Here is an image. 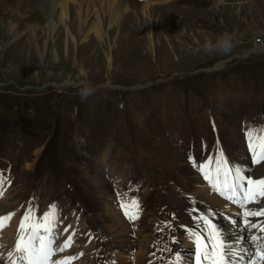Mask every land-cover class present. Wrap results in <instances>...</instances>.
Instances as JSON below:
<instances>
[{"label":"rangeland","instance_id":"1","mask_svg":"<svg viewBox=\"0 0 264 264\" xmlns=\"http://www.w3.org/2000/svg\"><path fill=\"white\" fill-rule=\"evenodd\" d=\"M96 1L83 13L71 9L65 24L44 1L0 11V163L8 154L16 167L0 210L25 198L39 211L55 203L57 236L74 233L75 264L107 263L104 248L116 249L113 264H137L136 251L141 264H172L178 248L194 250L187 233L202 215L176 199L193 194L198 204L202 185L213 191L189 157L207 164L223 153L248 175L256 169L245 131L264 127V0H158L145 12V0H120L126 7L112 23ZM128 179L142 185L133 229L111 190ZM131 198L123 187L122 199ZM160 202L171 210L160 209L158 230Z\"/></svg>","mask_w":264,"mask_h":264},{"label":"snow or ice","instance_id":"2","mask_svg":"<svg viewBox=\"0 0 264 264\" xmlns=\"http://www.w3.org/2000/svg\"><path fill=\"white\" fill-rule=\"evenodd\" d=\"M245 140L250 166L264 169V127L247 129ZM189 160L195 164L193 157L190 156ZM213 160L215 167H211ZM196 166L213 191L238 206L240 218L230 219V223L241 229V235L234 242H229L209 214L198 216L196 228L187 233L195 246L194 264H264V207H250L264 202V174L253 178L243 168L231 167L223 153L215 155L207 164L201 162ZM3 183L4 178L0 175V196L3 195ZM120 208L127 219L139 218V202L135 198L120 200ZM14 215V212H9L0 216V230L8 226ZM58 220L59 210L55 203L37 218L29 202L17 225L14 242L0 244V249H7L6 261L0 252V264H72L76 256L57 257L74 242L72 233L56 244ZM64 232H68L67 227ZM245 240L246 246L243 244ZM175 264H182L180 254L176 255Z\"/></svg>","mask_w":264,"mask_h":264},{"label":"bare ground","instance_id":"3","mask_svg":"<svg viewBox=\"0 0 264 264\" xmlns=\"http://www.w3.org/2000/svg\"><path fill=\"white\" fill-rule=\"evenodd\" d=\"M15 1L20 3V4H23V5L24 4H26V5H39L40 3H42L44 1L45 9L48 12L54 11V10H58V12H59V16H58L59 17V22H60V24H65L64 22H66L67 19L71 18V9L72 10L73 9L76 10L77 13L78 12L80 13V11H81V13H83L82 12L83 9H86V10L89 9L88 6L90 5V1H92V0H0V11L1 12L5 11L6 7L9 4H13ZM98 1H96V2H98ZM102 1H103V3H105L106 10L109 12V19H110L111 23L113 21H115L119 17V13L124 11V9L126 7V4H123L122 1H120V0H100V2H102ZM157 2H159V1L157 0L156 2L153 3V1L145 0L143 5H142V7H141V10L143 12H145L148 7H151L153 4H155ZM22 9L23 8L18 7L15 10V12L19 13L20 11H22ZM95 14H96L97 22L93 26V30H94V33H96L98 35L100 33L101 20H100V16H99L98 12L95 11ZM32 15L33 14L27 13L26 17L29 18ZM50 16L51 15H47L48 27L50 29H53L56 23L55 24L53 23V21H52L53 18L50 17ZM23 18H25V17H23ZM116 22H117V20H116ZM242 168L249 172V168H246V167H242ZM255 172H256V175H261V174L264 173V170L260 166H256V169H253L252 172L249 173V174L252 177H255L254 176ZM202 184L203 183H201V185ZM206 186L207 185L204 184V185L201 186V190H199L198 192L196 191L197 192L196 195L200 196L199 203L197 204V207L199 209H201L202 211L204 210L205 212H208V210H210L209 214L212 216V219H213L214 223H216L218 225V227L224 232L225 237L227 238V240L229 242H234L241 235V229L233 226L230 223V219H235V218H233V216H234V213L237 210H236V208L234 206L229 204L227 201L221 200L222 198L218 194H216L215 191L209 190ZM207 195L208 196L210 195V196L209 197H205ZM176 202L184 203V204L188 205L189 199H185V198H183L182 200H177L176 199ZM191 203H192V200L190 202V205H191ZM256 205L257 204L252 205V206L255 207ZM223 213H225V215H228L230 217H225L223 215ZM245 234L246 233H244V235ZM141 244H143V243H141ZM144 244H147V242L144 241ZM243 244L246 246L247 245V241L246 240L243 241ZM238 246H240V245H238ZM4 254H7V249L4 250ZM57 257H59V256H57ZM135 258L138 259L137 264H141L142 260L140 258V252L139 251L138 252L136 251ZM182 264H186V263L183 261Z\"/></svg>","mask_w":264,"mask_h":264},{"label":"clouds","instance_id":"4","mask_svg":"<svg viewBox=\"0 0 264 264\" xmlns=\"http://www.w3.org/2000/svg\"><path fill=\"white\" fill-rule=\"evenodd\" d=\"M219 47L221 48L222 51H228L230 44H228L226 39H222L219 43Z\"/></svg>","mask_w":264,"mask_h":264}]
</instances>
